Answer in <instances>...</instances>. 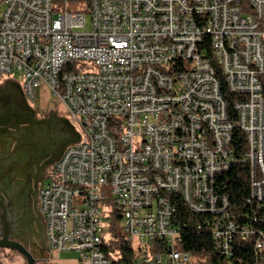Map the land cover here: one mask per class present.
<instances>
[{"label": "built area", "instance_id": "2783aa9c", "mask_svg": "<svg viewBox=\"0 0 264 264\" xmlns=\"http://www.w3.org/2000/svg\"><path fill=\"white\" fill-rule=\"evenodd\" d=\"M14 73L29 100L51 91L79 134L38 190L50 252L114 264L103 241L112 202L138 245L133 264H197L178 248L180 196L218 214L213 235L229 255L240 228L216 183L238 160L263 212L264 0H5L0 78ZM243 234L264 264V229Z\"/></svg>", "mask_w": 264, "mask_h": 264}, {"label": "flooded vegetation", "instance_id": "af4514ba", "mask_svg": "<svg viewBox=\"0 0 264 264\" xmlns=\"http://www.w3.org/2000/svg\"><path fill=\"white\" fill-rule=\"evenodd\" d=\"M57 116L35 107L14 81L0 82V238L22 243L36 261L50 251L38 190L78 134L67 118ZM52 123L60 128V139L46 148Z\"/></svg>", "mask_w": 264, "mask_h": 264}, {"label": "trees", "instance_id": "16d2710c", "mask_svg": "<svg viewBox=\"0 0 264 264\" xmlns=\"http://www.w3.org/2000/svg\"><path fill=\"white\" fill-rule=\"evenodd\" d=\"M229 98L233 100L235 96L231 94ZM232 144L238 157L247 150L246 136L238 129L234 132ZM216 191L229 198L231 217L240 228L232 240L229 255L222 252L213 235L212 223L218 214L192 212L180 196H172L176 207L173 223L180 232L178 248L191 252L197 259V264H254V239L253 236L244 235L243 231L249 228L257 234L258 230L264 229V208L259 213L256 204L249 202L251 195L248 163L238 160L229 171L219 175ZM119 221L121 216L114 214L109 222L108 232L103 237L104 250L114 264H133L136 251L128 237L118 230ZM36 264L46 263L36 261Z\"/></svg>", "mask_w": 264, "mask_h": 264}, {"label": "rangeland", "instance_id": "374dc122", "mask_svg": "<svg viewBox=\"0 0 264 264\" xmlns=\"http://www.w3.org/2000/svg\"><path fill=\"white\" fill-rule=\"evenodd\" d=\"M4 1L5 0H0V15L4 8ZM86 23L87 26L83 28L82 31H88L90 29V18L88 16ZM4 80H12L14 81V83L21 87L23 85V77L18 73L3 75L0 78V82ZM30 101L35 107H45L47 109L56 111L58 113V118H67L71 122L64 106L56 97L53 96L52 92L49 91L46 87L43 86L41 88H38L36 90L35 99ZM72 125L74 126V122L72 123ZM59 139L60 128L53 124V130H51L50 133L46 134L43 145L46 148L53 147L55 144H57ZM48 180L49 179L46 178L44 182H47ZM106 207H108L107 215L109 216L108 222H110L112 216H114V214H117L116 210L118 209L112 202H108V204H106ZM117 228L121 233L126 235L122 221L118 222ZM134 245L136 248H138V245H136L135 243ZM77 258L78 255L75 252L53 253L49 251L45 254L44 258L39 259L38 262L46 264H76ZM0 264H27V260L22 254L18 253L17 251H14L10 248H0Z\"/></svg>", "mask_w": 264, "mask_h": 264}, {"label": "water", "instance_id": "95a60500", "mask_svg": "<svg viewBox=\"0 0 264 264\" xmlns=\"http://www.w3.org/2000/svg\"><path fill=\"white\" fill-rule=\"evenodd\" d=\"M78 135L79 134H77V139L75 142L79 141ZM0 248H10L14 251H17L18 253L22 254L26 258L27 264H36V259L33 256V254L22 243L15 241V240H10L7 235L0 238Z\"/></svg>", "mask_w": 264, "mask_h": 264}, {"label": "crops", "instance_id": "0c3cea01", "mask_svg": "<svg viewBox=\"0 0 264 264\" xmlns=\"http://www.w3.org/2000/svg\"><path fill=\"white\" fill-rule=\"evenodd\" d=\"M4 81H9V80H4ZM4 81H2V82H4ZM12 81V80H11ZM78 133V132H77ZM79 136V135H78Z\"/></svg>", "mask_w": 264, "mask_h": 264}]
</instances>
